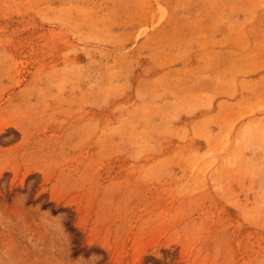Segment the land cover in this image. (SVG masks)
I'll use <instances>...</instances> for the list:
<instances>
[{"label": "rangeland", "instance_id": "374dc122", "mask_svg": "<svg viewBox=\"0 0 264 264\" xmlns=\"http://www.w3.org/2000/svg\"><path fill=\"white\" fill-rule=\"evenodd\" d=\"M0 264H264V0H0Z\"/></svg>", "mask_w": 264, "mask_h": 264}]
</instances>
